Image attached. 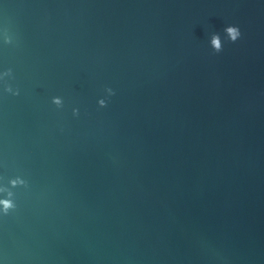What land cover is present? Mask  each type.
Wrapping results in <instances>:
<instances>
[{
  "label": "water",
  "instance_id": "water-1",
  "mask_svg": "<svg viewBox=\"0 0 264 264\" xmlns=\"http://www.w3.org/2000/svg\"><path fill=\"white\" fill-rule=\"evenodd\" d=\"M7 69L0 264H264V0H0Z\"/></svg>",
  "mask_w": 264,
  "mask_h": 264
},
{
  "label": "clouds",
  "instance_id": "clouds-1",
  "mask_svg": "<svg viewBox=\"0 0 264 264\" xmlns=\"http://www.w3.org/2000/svg\"><path fill=\"white\" fill-rule=\"evenodd\" d=\"M224 32L226 33L227 39L231 42L237 41L241 36V31H240L239 27L236 25H226L224 28ZM4 39H5L6 43L10 42V38L7 35H5ZM209 41H210V46L214 50V52L219 53L222 50V43H221L220 36L218 33H212ZM10 75H11V69H7V70H5V72L0 74V76H10ZM5 91L11 92L13 95L18 94V90H14L12 87L7 85V83L5 84ZM105 91L109 95L113 94V91L111 88H106ZM52 103H54L57 106H61L62 100L59 96H54V97H52ZM97 103L101 107H103V106H105L106 101H105V99L101 98L97 101ZM77 111L78 110L74 108L73 114L74 115L77 114ZM15 182H16L15 180L11 181V183H13V184H15ZM21 183L26 184V182L23 180H21ZM0 205H2V209H0V211H2L5 214H7L10 209H13L15 207V204L11 199H0Z\"/></svg>",
  "mask_w": 264,
  "mask_h": 264
}]
</instances>
